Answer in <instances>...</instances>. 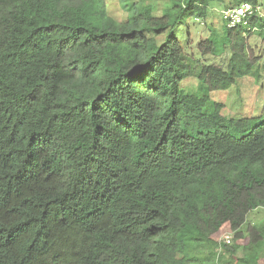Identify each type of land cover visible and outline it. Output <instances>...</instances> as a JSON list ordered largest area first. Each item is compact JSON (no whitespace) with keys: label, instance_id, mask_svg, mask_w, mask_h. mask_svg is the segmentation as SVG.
I'll return each instance as SVG.
<instances>
[{"label":"trees","instance_id":"obj_1","mask_svg":"<svg viewBox=\"0 0 264 264\" xmlns=\"http://www.w3.org/2000/svg\"><path fill=\"white\" fill-rule=\"evenodd\" d=\"M165 1L120 21L107 0H0V264H200L214 244L206 262L259 264L264 122L211 96L254 77L264 18L226 26L227 66L196 69L176 24L229 8ZM192 77L200 96L182 92Z\"/></svg>","mask_w":264,"mask_h":264},{"label":"rangeland","instance_id":"obj_2","mask_svg":"<svg viewBox=\"0 0 264 264\" xmlns=\"http://www.w3.org/2000/svg\"><path fill=\"white\" fill-rule=\"evenodd\" d=\"M139 0H107V4L112 11V15L118 20L126 19L127 5L135 3ZM147 4H153L155 7V13L160 14L161 10L168 6V2L165 0H144ZM232 3V4H231ZM264 3V2H263ZM227 9L237 6V0H225ZM209 10V17L205 21H195L189 19L187 21L184 18L180 19L176 24V33L178 39L184 45V39L187 40V54L194 58L193 64L196 69H200L203 65H219L226 67L230 58V51L226 42L225 33L226 25L223 21V12L219 4H215ZM188 25V28L183 31L184 26ZM188 36V37H186ZM186 37V38H185ZM206 40L213 41L217 45L216 55L202 56L198 51V45ZM251 46L255 49L257 57L260 58V63L257 66L254 77L245 78L239 82L237 88H233L226 93H213L211 100L218 101L225 105V115L239 117L242 115L255 116L256 119L253 122L254 128L264 122V95L262 92V86L264 84V43L258 34H254L249 39ZM200 84L197 78H188L182 83V92L186 95H198L202 93L200 91ZM257 225L264 232V208H259L251 212L247 217V224ZM245 225V226H246ZM229 231V230H227ZM225 232V231H224ZM222 233L216 236V241H221ZM218 245L207 246L199 252H195L197 257L202 260L200 264H212L206 262V259H210L212 254L219 251ZM220 252V251H219ZM260 260L259 264H264V244L260 248ZM238 255H241V250L238 251ZM224 259L229 261L227 264H238L237 260L229 258V254H225ZM225 264V263H224Z\"/></svg>","mask_w":264,"mask_h":264},{"label":"built area","instance_id":"obj_3","mask_svg":"<svg viewBox=\"0 0 264 264\" xmlns=\"http://www.w3.org/2000/svg\"><path fill=\"white\" fill-rule=\"evenodd\" d=\"M252 17H263V11L259 6H255L249 3H244L239 7L232 8L223 12V21L227 28H248L250 27V19ZM233 233L231 231H225L222 234L221 241L224 244H232Z\"/></svg>","mask_w":264,"mask_h":264}]
</instances>
